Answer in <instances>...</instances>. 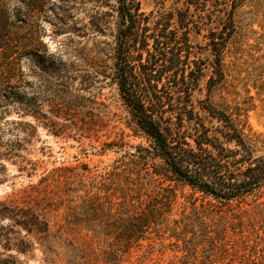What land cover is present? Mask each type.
<instances>
[{"label":"rangeland","instance_id":"rangeland-1","mask_svg":"<svg viewBox=\"0 0 264 264\" xmlns=\"http://www.w3.org/2000/svg\"><path fill=\"white\" fill-rule=\"evenodd\" d=\"M240 2L223 77L214 69L209 27L191 33L202 66L194 101L228 110L264 142V0ZM166 4L172 9V0ZM160 6L142 2L147 13ZM117 25V0H0V103L8 105L10 122L23 123L25 140L20 157L0 170V203L34 206L51 226V249L20 256L23 264H115L73 216L82 213L83 185L91 180L85 169L104 175L123 154L107 144L148 146L130 129L114 81ZM118 264H264V189L248 204H223L177 188L161 225Z\"/></svg>","mask_w":264,"mask_h":264},{"label":"trees","instance_id":"trees-1","mask_svg":"<svg viewBox=\"0 0 264 264\" xmlns=\"http://www.w3.org/2000/svg\"><path fill=\"white\" fill-rule=\"evenodd\" d=\"M143 1L117 0L113 77L130 129L143 135L148 146L127 149L124 140L107 144L123 154L104 175L94 177L85 169L91 180L83 185L82 213L73 216L115 264L161 225L177 188L223 204H248L264 189V142L248 134L228 110L210 100L199 106L194 101L202 66L191 33L209 27L214 69L223 77V54L241 0H172L170 10L166 3L171 0H161L150 13L143 10ZM8 113V105L0 103V170L6 160L20 157L25 141L20 138L23 123L10 122ZM50 233V222L38 208L1 202L0 264H23L19 257L37 247L48 251Z\"/></svg>","mask_w":264,"mask_h":264}]
</instances>
